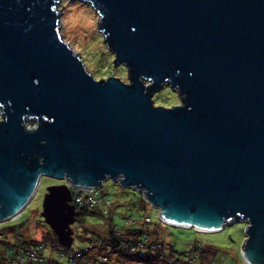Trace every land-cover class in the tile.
Listing matches in <instances>:
<instances>
[{"label": "water", "instance_id": "water-1", "mask_svg": "<svg viewBox=\"0 0 264 264\" xmlns=\"http://www.w3.org/2000/svg\"><path fill=\"white\" fill-rule=\"evenodd\" d=\"M56 1L0 0V222L41 176L61 180L39 215L68 247L65 181L110 179L168 226L244 222L240 256L264 264V0H79L126 82L86 70L57 32ZM164 84L179 104H152Z\"/></svg>", "mask_w": 264, "mask_h": 264}, {"label": "rangeland", "instance_id": "rangeland-1", "mask_svg": "<svg viewBox=\"0 0 264 264\" xmlns=\"http://www.w3.org/2000/svg\"><path fill=\"white\" fill-rule=\"evenodd\" d=\"M54 9L58 11L57 32L60 38L68 44V46L81 59L86 70L95 79H105L107 76L119 78L120 81L126 82V69L122 64L114 65L112 63L113 55L106 49L99 31L96 29L97 14L88 3L79 0H57ZM152 104L155 106L170 107L179 104L180 100L176 92L172 91L167 84L162 85L155 90L151 96ZM1 119V117H0ZM34 120L25 121V126H31ZM48 176H41L39 184L29 203L20 211L19 216L10 221L0 222L4 224H18L20 233L26 239L35 240L39 256L47 258V264H52L48 251L49 240L47 235L52 232L44 223L39 215L41 201L45 193L46 187L61 183ZM121 186L105 179L102 183L101 191L105 197L113 201L110 211H115L113 205L116 206L121 216H124L125 200H135L136 195L132 189L123 195L120 193ZM127 198V199H125ZM115 201V202H114ZM148 205V203L145 202ZM145 208H151L149 205ZM148 210V214L154 223L149 229V235L157 244V250L161 255H157L158 263L148 261H134L128 258L121 259L118 264H245L239 253V244L244 239L245 223L242 221L227 222L220 231L213 233H202L190 228L166 227L158 228L159 224L157 213L158 209ZM129 212V210H128ZM108 216V215H107ZM114 223L122 226L121 219L113 216ZM165 225V224H164ZM72 244L80 247L81 259L73 258L74 264H80L86 260H97L110 263L113 257H103L109 250L108 244L103 247V239H109L107 233L110 230L108 220L105 217L83 216L81 221L71 224ZM93 233L97 234L96 239H92ZM197 237L193 245L189 248V244ZM151 244V242H148ZM44 246V248H43ZM43 249V250H42ZM76 250V249H75ZM43 252V253H42ZM79 256V257H80ZM178 257H181L180 260Z\"/></svg>", "mask_w": 264, "mask_h": 264}, {"label": "trees", "instance_id": "trees-1", "mask_svg": "<svg viewBox=\"0 0 264 264\" xmlns=\"http://www.w3.org/2000/svg\"><path fill=\"white\" fill-rule=\"evenodd\" d=\"M119 189H121L120 193L123 195H126L127 193H129L128 191H131L128 188L119 187ZM133 194L136 195L135 200H128L127 198H125L127 200H125L124 203V216H121V213H119L117 208H115L116 206H119L117 199L115 200L117 204L113 205L115 211H109L108 216H102L100 213L96 211H90L88 209L75 210L78 222L81 221V218L86 215L105 217L106 220H108V224L110 226L111 231L107 233L109 239H103V247L105 248V246L108 244L109 250L107 251V254L103 253L102 256L113 257V260L110 263L97 260L96 264H118L120 263V261H122L121 259L124 258L139 262L148 261L152 263H158L157 255L161 254L155 247L156 242L152 240L149 235V229L153 225L154 221L147 212L148 210L154 209L145 208L149 204H145V202L141 199V196L137 192ZM114 215L118 216L119 219L123 220L122 226H117L114 223ZM127 218L130 219V224L129 222L126 223ZM156 222L158 223V221ZM158 224V228L166 227V225L162 223ZM95 237H98V235L93 233V237L90 238L96 239ZM47 239L49 240L48 251L52 260V264H71L73 260H71L69 255L74 257L75 254H78L77 256H79L82 252L80 250V247L71 245L72 241L68 247L60 246L52 232H49V234L47 235ZM142 240H144L143 244H136L138 241L142 242ZM195 240H198L197 237L190 242L189 248L193 245ZM148 241L151 242V244L147 243ZM34 245L35 240L26 239L25 236L20 233V226L18 224L8 223L1 225L0 264H16L17 258L21 257L24 252L29 251L32 253L34 251ZM41 248L42 245L40 246V249ZM178 258L180 260L182 259L181 257ZM76 259H81V256ZM42 260L47 261V258H44ZM83 264H95V262L93 259H91V261H84Z\"/></svg>", "mask_w": 264, "mask_h": 264}, {"label": "built area", "instance_id": "built-area-1", "mask_svg": "<svg viewBox=\"0 0 264 264\" xmlns=\"http://www.w3.org/2000/svg\"><path fill=\"white\" fill-rule=\"evenodd\" d=\"M114 183L118 184L116 181ZM66 186L68 187L71 195V204L74 207V210H81V209H88L90 211H96L100 213L102 216H107L108 212L110 211L112 201L108 197H104V194L101 191L102 183L99 187H91L90 190L82 189L78 187H74L70 185L68 182L65 181ZM119 185V184H118ZM120 186V185H119ZM138 194L141 196V199L146 202V200L143 197L142 192H138ZM147 203V202H146ZM19 214H15L14 216L7 218L3 221H10L15 218H17ZM129 218L126 219V223L129 222ZM2 221V222H3ZM131 221L129 222V224ZM158 223L165 224L158 218ZM144 240L142 242L138 241L136 244H143ZM149 242V241H148ZM147 242V243H148ZM155 247L157 248V244H155ZM39 246H33L34 251L31 253L29 251L24 252L23 255L16 260V264H47V261H44L45 257L39 256L40 253H38ZM78 254H75L74 257L70 256L71 260L77 256ZM71 264H74L72 261Z\"/></svg>", "mask_w": 264, "mask_h": 264}, {"label": "bare ground", "instance_id": "bare-ground-1", "mask_svg": "<svg viewBox=\"0 0 264 264\" xmlns=\"http://www.w3.org/2000/svg\"><path fill=\"white\" fill-rule=\"evenodd\" d=\"M197 231H199V230H197ZM199 232H202V233H203V232L208 233L209 231H199ZM211 232H215V231H211ZM211 232H210V233H211Z\"/></svg>", "mask_w": 264, "mask_h": 264}, {"label": "clouds", "instance_id": "clouds-1", "mask_svg": "<svg viewBox=\"0 0 264 264\" xmlns=\"http://www.w3.org/2000/svg\"><path fill=\"white\" fill-rule=\"evenodd\" d=\"M97 80V79H96ZM62 183V182H61ZM71 202V201H70ZM151 207V206H150ZM152 208V207H151ZM75 211V210H74Z\"/></svg>", "mask_w": 264, "mask_h": 264}]
</instances>
